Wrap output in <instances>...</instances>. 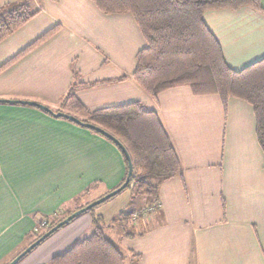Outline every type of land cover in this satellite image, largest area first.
<instances>
[{
    "label": "crops",
    "instance_id": "1",
    "mask_svg": "<svg viewBox=\"0 0 264 264\" xmlns=\"http://www.w3.org/2000/svg\"><path fill=\"white\" fill-rule=\"evenodd\" d=\"M21 1L0 0V11ZM34 5L39 13L0 42V67L59 30L0 69V100L33 102L81 120L63 102L73 72L82 84L124 78L77 90L75 98L88 112L133 102L155 112L181 165L179 176L146 197L153 202L147 215L130 218L133 233L117 236L120 252L137 256L129 264H264V155L251 107L233 98L223 107L218 96L193 95L188 86L153 99L132 77L145 42L130 14H104L89 0ZM259 5L264 10V0ZM202 20L232 70L264 59V12L210 10ZM126 168L120 151L96 132L36 107L0 103V264L33 243L40 221L103 196ZM78 229L55 232L17 264H49L80 236Z\"/></svg>",
    "mask_w": 264,
    "mask_h": 264
},
{
    "label": "trees",
    "instance_id": "2",
    "mask_svg": "<svg viewBox=\"0 0 264 264\" xmlns=\"http://www.w3.org/2000/svg\"><path fill=\"white\" fill-rule=\"evenodd\" d=\"M89 1L104 14L132 16L145 42V46L136 54V66L132 77L151 98L155 99L159 93L174 87L188 86L193 95L218 96L223 107H226L230 98L247 103L254 116L256 140L264 155V59L238 71L232 70L223 59L219 43L202 20L203 13L210 10H238L248 7L264 12L259 0ZM38 13L34 0H23L1 10L0 42ZM58 30V27H54L45 32L0 69L15 62ZM79 78V73L73 72V84L63 99L64 103L78 111H83L84 108L75 98L77 90L124 80L119 78L102 83L82 84L78 82ZM87 116L88 121H79L99 127L118 141L127 152L132 164V173L126 189L133 184L137 186L138 192L144 189L147 194L155 193L160 182L181 174L182 169L177 155L156 113L147 110L139 102L88 112ZM114 146L120 151L127 167L123 153L116 145ZM126 176L127 168L125 177L117 188L124 183ZM138 215L141 214L134 216ZM67 216L50 221L47 227H43L41 233L35 232L34 241ZM96 221L93 220V224H96ZM123 262L120 250L103 235L101 229L96 227L89 238L77 242L65 253L53 257L50 264H123Z\"/></svg>",
    "mask_w": 264,
    "mask_h": 264
},
{
    "label": "rangeland",
    "instance_id": "3",
    "mask_svg": "<svg viewBox=\"0 0 264 264\" xmlns=\"http://www.w3.org/2000/svg\"><path fill=\"white\" fill-rule=\"evenodd\" d=\"M64 106L65 107L67 106V109H68V107L70 105L65 103ZM69 108H71V107H69ZM72 110L73 111L76 110L79 113V116L83 118L81 120H85V121L87 120L88 121V116H87L88 111L87 110L84 109L83 111H78L75 108H73ZM150 184H152V183H150ZM97 186H98V182L90 184L88 187H86V189L82 192V194L85 195L90 190H92V188H94V187L96 188ZM115 189H117V186L114 189H111L109 192L105 193L103 196H102L103 193L96 195V197L94 198V201H92L90 203H86L85 205H83L81 207L84 208V207L88 206L89 204H91V203L101 199L105 195L111 193ZM137 192H138L137 186L132 184V185H130L129 188L123 190L122 192H120L116 196H114L111 199L99 204L98 206L92 208L91 210L81 214L80 216H78L77 218H75L74 220L69 222L67 225H65L61 229H59L56 232L57 234L56 233H54V234L60 235V233L64 232L66 229H69L70 227L76 225V227L78 226L79 229H78L77 234H75V235H79L80 233L81 234H80V236H77V238L72 243V245L69 244L66 247L67 249H65L64 251H62L60 253H57L56 255H54V257L65 253L68 249H70L77 242H81L82 240L89 238L91 236V234H93L95 232L96 227L101 229V231L103 232L105 237L108 238L115 246H117L118 249H120L119 243L117 241V236L119 234H121L122 232H124V234L133 233V230L131 229V220L129 218L130 215L141 214V216L144 217L147 215V212H149L148 210H150V207L153 205V202L148 203L149 200H146L148 198L149 194H147L144 189L139 190L138 193ZM99 196H101V197H99ZM148 204H150V205H148ZM144 205H145V207H144ZM81 207H79V208H81ZM142 208H144V209H142ZM77 210H79V209H77ZM60 218L61 217H57V218L51 219L49 221H47V220L40 221V223L36 229V234L41 233L42 230L44 229L43 227L44 226L47 227V225L50 223V221H57ZM95 219L97 220L96 224H93V220H95ZM90 225H92V228L89 230L87 227ZM53 235H51V236H53ZM124 236H126V235H124ZM48 239L44 243H42V245H44L45 243H48V241H50ZM36 248L39 249L38 247H36ZM35 249H34V251H35ZM34 254L35 253L27 254L26 258H23L25 261L24 260L23 261L26 262ZM125 255H126L125 253L124 254L122 253L124 264H129V259L130 260L131 259L136 260V258H137V256L134 255L133 253H131V255H128V258Z\"/></svg>",
    "mask_w": 264,
    "mask_h": 264
},
{
    "label": "water",
    "instance_id": "4",
    "mask_svg": "<svg viewBox=\"0 0 264 264\" xmlns=\"http://www.w3.org/2000/svg\"><path fill=\"white\" fill-rule=\"evenodd\" d=\"M0 103H6V104H21V105H28V106H32V107H36L39 108L41 110H43L44 112H47L48 114H50L51 116L55 117V118H63L66 119L68 121L73 122L74 124L89 129L91 131L96 132L97 134L106 137L107 139H109L114 145H116L121 152L123 153L125 159H126V163H127V176L126 179L124 181V183L117 189H115L114 191H112L111 193L105 195L104 197H102L101 199L89 204L88 206L79 209L77 211H75L74 213H72L70 216H68L67 218H65L63 221H61L60 223H58L56 226H54L52 229H50L48 232H46L44 235H42L39 239H37L36 241H34L31 245H29L25 250H23L19 255H17L10 263L8 264H17L19 263V261L21 259H23L27 254H29L31 251H33L36 247H38L42 242H44L47 238H49L51 235H53L55 232H57L59 229H61L63 226L67 225L69 222H71L72 220H74L75 218H77L78 216H80L81 214L91 210L92 208L98 206L99 204L111 199L112 197L116 196L117 194H119L120 192H122L123 190L126 189V187L129 185L130 182V176L132 173V164L130 161V158L127 154V152L125 151V149L120 145V143L118 141H116L113 137H111L110 135H108L107 133H105L102 129H100L99 127H96L94 125L91 124H87V123H83L81 121H79L78 119L63 114V113H53L51 110H49L48 108L33 103V102H16V101H6V100H0Z\"/></svg>",
    "mask_w": 264,
    "mask_h": 264
}]
</instances>
